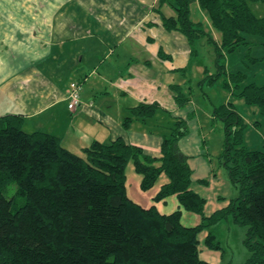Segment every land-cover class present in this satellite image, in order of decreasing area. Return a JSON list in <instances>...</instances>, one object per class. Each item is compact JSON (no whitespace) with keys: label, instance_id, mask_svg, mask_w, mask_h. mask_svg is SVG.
I'll list each match as a JSON object with an SVG mask.
<instances>
[{"label":"trees","instance_id":"16d2710c","mask_svg":"<svg viewBox=\"0 0 264 264\" xmlns=\"http://www.w3.org/2000/svg\"><path fill=\"white\" fill-rule=\"evenodd\" d=\"M192 1L159 3L176 12L162 15L164 28L183 33L194 46L207 32L191 19ZM198 1L222 35L220 43L209 36L217 54L215 80L230 75L227 87L264 117V84L242 86L246 74L228 73L224 62L227 53L251 45L250 36L264 37V15H256L251 7L264 0ZM159 55L171 58L162 49ZM173 88L178 103L185 104L189 98L178 86ZM160 108L157 101L140 102L129 109L125 127L133 117L147 120ZM213 119L224 123L222 162L239 194L205 215L206 198L192 188L194 171L179 146L188 132L185 118H178L171 134L164 136L161 156L156 157L121 136L108 143L95 140L78 154L54 134L25 131L18 114L1 116L0 264H212L201 256L200 234L207 231V246L220 250L214 226L229 218L248 227L244 243L250 257L244 264H264V149L247 148L246 124L232 102L215 106ZM131 160L144 191L163 173L168 176L149 207L128 194ZM175 194L182 207L202 216L199 224L185 225L181 208L159 210L157 203Z\"/></svg>","mask_w":264,"mask_h":264},{"label":"crops","instance_id":"0c3cea01","mask_svg":"<svg viewBox=\"0 0 264 264\" xmlns=\"http://www.w3.org/2000/svg\"><path fill=\"white\" fill-rule=\"evenodd\" d=\"M149 2L0 0V117L18 114L25 131L54 134L78 154L95 140L108 143L120 136L144 148L124 122L131 107L157 101L149 99L147 86L154 90L161 83L160 42L152 30H160L162 20H149ZM148 21L157 28H146ZM151 61L158 76L149 80ZM72 81L83 85L75 111L67 98ZM147 137L149 145L159 144L149 154L160 157L159 138ZM134 199L149 205L141 194ZM157 206L165 212L161 202Z\"/></svg>","mask_w":264,"mask_h":264},{"label":"rangeland","instance_id":"374dc122","mask_svg":"<svg viewBox=\"0 0 264 264\" xmlns=\"http://www.w3.org/2000/svg\"><path fill=\"white\" fill-rule=\"evenodd\" d=\"M251 7L256 15H264L263 2H253ZM190 8L191 19L196 23H202L207 35L196 40L192 46L183 33L177 32L174 35L164 29L163 25L160 30H152L156 32V42H160L157 50L162 48L171 55V58L159 59L163 67L159 75L161 79L159 87L152 90L147 86L149 99L157 100L161 108L147 120L133 117L129 127L134 131L132 138L145 145V151L151 153L159 149V144L149 145L147 136L159 138L162 145L164 136L171 134L176 120L178 118L187 119L188 132L180 140L179 146L181 151L189 157V164L194 171L191 186L206 198L204 213L211 215L239 194V190L229 177L228 169L222 162L225 126L222 120L213 119L214 107L227 102L234 104L245 121L244 143L251 150L264 149V117L258 107L248 106L242 97L236 96L232 89L227 87L226 82L230 80V75L215 80L214 75L218 72L217 54L215 45L209 40V36L220 43L222 35L213 27L208 14L201 8L198 0H193ZM146 10L151 15L149 20L154 17L162 20L163 14L169 16L172 12L176 15L170 5L165 4L160 7L159 0H150ZM144 25L146 28H157L156 24L151 21ZM159 31L163 32L159 34ZM179 36H181L180 40L177 39ZM249 40L252 42L251 45L242 44L236 50L226 54L224 62L227 72L245 73L246 78L242 86L251 82L263 85L264 37L250 36ZM151 42L155 43L154 40ZM193 48L196 51L195 55L192 53ZM147 66L150 67L148 68L149 80L156 78L157 68L153 61ZM175 85L189 98L185 104L178 103L173 88ZM167 180L168 176L163 173L152 189L144 191L140 186L141 174L136 170L134 162L131 160L128 164L127 188L132 199L141 194L148 199L146 203L153 205L150 203H155L154 195ZM11 193L12 190H9L8 194ZM161 203L167 213L181 208L182 221L187 226L199 224L202 220L201 215L182 207L176 194ZM214 230L221 249L214 250L207 246L205 241L207 231H204L200 234V253L203 256L219 258V264H244L250 257V251L244 243L248 227L239 225L229 218L214 226Z\"/></svg>","mask_w":264,"mask_h":264},{"label":"built area","instance_id":"2783aa9c","mask_svg":"<svg viewBox=\"0 0 264 264\" xmlns=\"http://www.w3.org/2000/svg\"><path fill=\"white\" fill-rule=\"evenodd\" d=\"M82 88L83 85L79 81H73L70 84L69 94L67 98L69 101V109L71 111H75L81 103Z\"/></svg>","mask_w":264,"mask_h":264}]
</instances>
